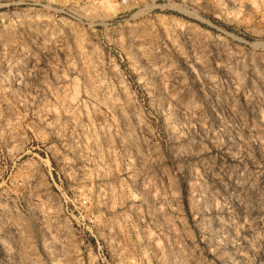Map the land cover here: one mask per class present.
<instances>
[{
    "label": "rangeland",
    "instance_id": "1",
    "mask_svg": "<svg viewBox=\"0 0 264 264\" xmlns=\"http://www.w3.org/2000/svg\"><path fill=\"white\" fill-rule=\"evenodd\" d=\"M0 264H264V0H0Z\"/></svg>",
    "mask_w": 264,
    "mask_h": 264
}]
</instances>
